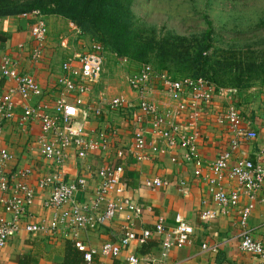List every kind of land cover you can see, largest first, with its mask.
<instances>
[{
  "label": "built area",
  "instance_id": "2783aa9c",
  "mask_svg": "<svg viewBox=\"0 0 264 264\" xmlns=\"http://www.w3.org/2000/svg\"><path fill=\"white\" fill-rule=\"evenodd\" d=\"M19 17L34 19L29 29L33 41L29 54L33 61H38L44 54L47 42L48 28L45 18L39 11L22 13ZM104 53L99 43L92 42L88 51L82 54L74 52L66 56L60 65L61 73L56 77L57 94L53 101L45 99L46 90L39 86L32 75L20 72L17 62L11 56L4 55L0 67V82L10 80L13 83L6 91L0 92V135L3 132V123L13 118L15 108L13 97L18 95L24 103V118L39 122L41 155L53 162L52 170L37 183L40 188L50 189L43 205L54 210L50 224L45 229L53 232L62 228L65 236L71 238L74 246L82 253L85 264H92L93 250L86 248L77 240L78 231L105 225L116 212L123 209L138 215L140 208L126 197H110L114 191L117 193L123 191L120 181L123 170L121 165L101 166L96 171L99 183L95 188L93 200L79 201L77 193L85 188L86 180L84 178L67 180L64 177L66 148H74L76 155L83 158L89 151L106 146L108 142L106 143L105 138H101L100 141L86 138L85 124L91 117L102 116L104 112H126L130 116V122L135 125L133 145L115 151L116 157L122 159L130 156L134 161L141 162L149 159L151 153L157 151L158 142H163L170 151L172 160L180 159L184 163L191 164L196 169L194 171L203 175L204 165L198 151L201 134L197 122L201 114L210 112L216 90L215 85L205 78L174 79L150 64H142L133 73L127 75L125 80L130 90L138 96L137 102L131 101L125 95H116L107 102L103 100L88 102V96L101 75ZM121 61L128 62L126 58ZM158 88L169 100L164 107H160L152 97ZM229 90L235 91L233 88ZM81 96H86L87 101L80 99ZM33 98H38L40 101L36 105L32 104L30 101ZM215 120L216 123L226 125L234 133V138L212 163L206 164L209 172L204 177L218 209L212 210L203 206L199 217L202 220H212L216 216L227 214L228 209L239 206L242 194L252 199L264 184L262 156L256 161L248 158H233L240 141L255 140L258 137L257 131L242 127V116L232 104L227 105ZM116 132L115 129H111L110 134ZM262 135L260 155H264V129ZM147 147L150 152L146 151ZM178 149L181 150L179 156L176 153ZM11 158L12 155L6 149H0V203L4 212L9 215V217L0 216V249L20 230L35 232L42 229L40 225L25 221L29 217L28 209L34 200L33 189L24 180L13 181L4 173L6 163ZM15 174L20 179L27 176V171L19 170ZM227 178L234 180L238 185L237 188L225 189L223 182ZM164 184L167 183L160 178L144 181V185L150 189ZM103 204L104 208H102ZM236 217L235 225L240 229L239 248L258 257L259 264H264V244L252 237L247 226L250 208L248 206L239 208ZM129 218L127 216L128 222L123 226L117 242L103 243L100 248L103 256L116 258L123 248L133 242L143 244L153 237H159L161 257H165L171 247L183 246L191 241L193 227L181 215L174 217L175 226L170 230L164 227L163 219L160 217L152 229L136 231ZM206 248V244H203L202 249ZM125 264L157 263L150 259L142 261L137 254L130 253L125 258Z\"/></svg>",
  "mask_w": 264,
  "mask_h": 264
},
{
  "label": "crops",
  "instance_id": "0c3cea01",
  "mask_svg": "<svg viewBox=\"0 0 264 264\" xmlns=\"http://www.w3.org/2000/svg\"><path fill=\"white\" fill-rule=\"evenodd\" d=\"M55 17L53 15L45 18L48 28L47 42L44 54L38 61H33L29 54L33 45L29 29L34 19L22 18L18 15L0 17V67L2 57L11 56L17 62L18 70L32 75L39 86L46 90L45 99L51 101L56 97V77L61 73V63L55 67L56 56L64 52L68 56L74 53L75 47L72 45L74 40L69 38L65 41L61 38L65 32L61 33L59 30L61 29L59 22L65 20ZM0 84V92L6 91L13 85L10 80H1ZM96 85L89 98L93 95ZM127 88L128 95L125 96L137 102L138 96L128 86ZM229 89L232 88H216L210 112L201 114L197 122L201 134L198 151L204 165L203 175L194 171L196 169L191 164L184 163L180 159L172 160V155L163 142H158L157 151L151 153L149 159L141 162L134 161L130 156L122 159L116 157L115 151L133 145L135 125L130 122V116L126 112H104L102 116L91 117L85 124L86 138L97 141L105 138L106 143L108 142L106 146L89 151L83 158L76 155L74 148H66L67 159L63 164L64 177L67 180L77 178L86 180L85 188L77 193L79 201L93 200L95 188L99 183L96 171L101 166L121 165L123 170H121L120 181L123 191L121 193L114 191L110 197H126L140 208L138 215L123 209L116 212L105 225L78 231L77 240L86 248L93 250L92 264H125V258L130 253L137 254L142 261L155 260L157 264H259L258 257L239 248L240 229L236 227L235 222L238 209L248 206L250 208V217L247 222L249 231L254 239L264 244V184L252 199L242 194L239 206L228 209L227 214L216 216L212 220L199 218L203 206L212 210L218 209L204 176L209 172L206 164L212 163L234 138V133L226 125L215 122L216 116L227 105L232 104L239 110L243 119V128L253 129L258 133L255 140L242 139L233 158H248L256 161L262 156L264 161V155L259 153L263 144L264 86L257 85L243 90L235 89V91ZM152 97L160 107H164L169 102L160 88L155 90ZM85 98L86 96L80 97L82 100ZM110 99L103 97L101 92L95 102H102V100L107 102ZM39 101L38 98H33L30 103L36 105ZM13 102L15 104L13 118L3 123V132L0 135V149L4 148L12 155L6 163L4 173L13 181L24 180L33 189L34 200L28 209L29 217L25 221L40 225L42 229L35 232L20 230L9 238L6 245L0 249V264H62L67 242L74 241L65 236L62 228L53 232L45 229L50 224L54 210L43 205L50 189L37 186L38 180L52 170L53 162L40 153L42 143L39 142V122L24 118V103L18 95L13 97ZM111 129L117 132L112 135ZM146 151L150 152L149 147ZM180 151V149L176 150L178 156ZM19 170L21 172L26 170L27 176L20 179L16 177L15 173ZM151 178H160L167 184L158 188H147L144 181ZM237 186L234 180L228 178L223 182V187L228 190ZM176 215H181L193 227L191 241L183 246L171 247L165 257H161L162 248L159 237H153L145 244L133 242L123 248L116 258L103 256L100 253L103 243L117 242L122 234L123 226L128 222L127 216L130 217L132 227L140 231L146 228L152 229L160 217L163 219L164 227L170 230L175 226ZM0 216L9 217L1 203ZM203 244H206V249H202ZM80 264H85L83 259Z\"/></svg>",
  "mask_w": 264,
  "mask_h": 264
},
{
  "label": "trees",
  "instance_id": "16d2710c",
  "mask_svg": "<svg viewBox=\"0 0 264 264\" xmlns=\"http://www.w3.org/2000/svg\"><path fill=\"white\" fill-rule=\"evenodd\" d=\"M133 0H0V17L39 11L60 16L104 52L141 66L150 64L178 79L202 77L216 88L243 90L264 86V39L251 44L234 40L216 46L211 22L200 32L180 35L146 27L132 12ZM264 19L260 20L264 26ZM240 40V39H237ZM145 244V243H144ZM82 253L67 242L62 264H80Z\"/></svg>",
  "mask_w": 264,
  "mask_h": 264
},
{
  "label": "rangeland",
  "instance_id": "374dc122",
  "mask_svg": "<svg viewBox=\"0 0 264 264\" xmlns=\"http://www.w3.org/2000/svg\"><path fill=\"white\" fill-rule=\"evenodd\" d=\"M130 8L140 22L146 27H155L158 32L163 29L164 32L189 35L205 30L209 21L218 47L228 46L234 40L240 44H251L264 39V26H259L260 20L264 19V0H133ZM61 19L65 20L59 22V30L65 32L61 38L74 40L72 45H75L73 51L76 53L88 51L94 41L86 34L82 36L73 23ZM65 57V52L58 53L55 67ZM137 68L138 65L124 63L115 54L105 51L101 75L88 102L97 101L101 92L107 98L128 95L126 76ZM83 101L86 102V98Z\"/></svg>",
  "mask_w": 264,
  "mask_h": 264
}]
</instances>
